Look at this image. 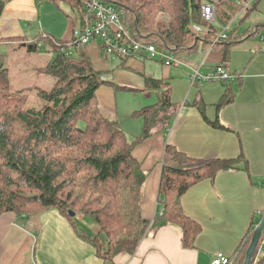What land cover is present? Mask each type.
<instances>
[{
  "label": "trees",
  "instance_id": "16d2710c",
  "mask_svg": "<svg viewBox=\"0 0 264 264\" xmlns=\"http://www.w3.org/2000/svg\"><path fill=\"white\" fill-rule=\"evenodd\" d=\"M9 1L0 0V14ZM65 1L73 9L66 15L75 32L87 14L85 1ZM104 1L122 11V20L135 38L173 50L180 57L214 42L221 25L231 21L239 8L226 1L224 15L218 14V23H210L202 18L201 7L215 5V0ZM33 28L39 30L34 40L25 36L14 45L34 52L49 51V62L35 70L51 74L55 80L51 89L35 84L13 89L9 68L0 64V215L8 211L36 215L50 208L72 218L70 210L81 213L96 228L95 235H81L108 264H117L120 253L133 254L145 236L167 224L180 226L184 246H194L202 226L184 212L182 196L196 181L235 167L237 160L199 159L167 143L159 187L161 210L153 219L146 218L142 202L148 172L134 148L151 134L161 112L171 106L170 86L162 91L158 104L134 113L144 119V126L142 134L130 140L119 123L103 113L97 90L105 81L82 48L75 45L70 49L74 37L62 38L35 25ZM238 41L229 32L226 39L216 42L214 47H221L225 65ZM162 84L159 79L148 81L153 89ZM230 84L223 102L232 97ZM33 92L45 101L42 107L29 102ZM210 122L222 126L218 120ZM27 206L32 210H25ZM253 232L232 264H243ZM261 252L264 234L254 260ZM258 264H264V254Z\"/></svg>",
  "mask_w": 264,
  "mask_h": 264
},
{
  "label": "crops",
  "instance_id": "0c3cea01",
  "mask_svg": "<svg viewBox=\"0 0 264 264\" xmlns=\"http://www.w3.org/2000/svg\"><path fill=\"white\" fill-rule=\"evenodd\" d=\"M226 1H214L217 16L224 15ZM231 1L239 7L238 12L223 25L230 26L229 32L233 30L239 41L226 66L238 76L231 81L232 97L226 102L222 99L229 84L194 82L192 78L193 69L202 62L204 73L224 62L221 47L212 49V43L198 47L193 61L180 57L181 64L105 55L99 39L80 46L105 81L97 90L103 113L117 121L130 140L142 134L144 126V119L134 113L158 104L162 91L170 86L171 106L161 112L151 134L134 148L149 176L142 203L145 216L153 219L161 210L159 187L167 143L199 159L237 160L235 167L196 181L182 196L184 212L202 226L194 246H184L180 226L167 224L145 236L133 254H118L117 264H213L218 254L235 262L240 246L264 216V0ZM245 2L247 7H243ZM50 12L43 0L7 2L0 14V46L17 44L29 36L34 25L58 37H73L66 20ZM245 22L249 27L241 28ZM150 78L165 84L150 88ZM119 91L135 93L137 101L119 104ZM213 120L222 126L213 125ZM59 213L62 216L58 214L52 222L64 225L66 216ZM32 218L16 211L0 215V264H108L78 228H34ZM41 236L42 253L37 258Z\"/></svg>",
  "mask_w": 264,
  "mask_h": 264
},
{
  "label": "built area",
  "instance_id": "2783aa9c",
  "mask_svg": "<svg viewBox=\"0 0 264 264\" xmlns=\"http://www.w3.org/2000/svg\"><path fill=\"white\" fill-rule=\"evenodd\" d=\"M87 14L80 19V28L74 34V42H71L70 49L83 46L88 42L99 39L105 55H122L150 57L163 60L166 64H181L182 60L170 50L160 49L153 43H147L135 38L122 20V11L116 6L104 0H84ZM245 2L243 7H247ZM202 18L210 23L217 22V7L213 3L203 4L201 7ZM197 30H202L199 25ZM230 26L221 25V30L211 44L213 49L216 42L226 39ZM211 49H209L210 51ZM204 62L198 68L193 69V81H217L229 84L237 74L220 63L207 73L201 71ZM213 264H232V259L225 254H218L213 259Z\"/></svg>",
  "mask_w": 264,
  "mask_h": 264
},
{
  "label": "rangeland",
  "instance_id": "374dc122",
  "mask_svg": "<svg viewBox=\"0 0 264 264\" xmlns=\"http://www.w3.org/2000/svg\"><path fill=\"white\" fill-rule=\"evenodd\" d=\"M46 2L51 8L50 14L58 13L64 18V20H66L64 22L66 23V26L67 25L69 26L68 28V31H69L70 22L68 23L66 14H70L71 11H73L69 3L66 2L65 0H59L58 2L49 0ZM237 19L241 20L242 18H237ZM245 27L247 28L249 27L248 22H245L244 24L241 25V28H245ZM38 31L39 30L37 28H33V31L30 32L29 34L30 39H32L33 36ZM69 36L70 35H67L66 37L68 38ZM66 37H63V38H66ZM3 45L4 47L0 46V53L5 52V54H1L2 57L0 59V64L9 68L10 78H11V87L13 89L26 88L33 84L39 85L45 89H51V87L54 85V80H55L54 77L51 74L38 73L35 70L36 67L45 66L49 62L50 57H51V54L49 53V51H46L45 49L38 50L37 52L29 51L26 47L22 46L21 44H18L17 48H16V45H13L12 43L11 44L3 43ZM165 50L170 51V49H167V48ZM194 54L198 55L197 53H193L191 56L187 54L185 58L187 60L193 61L194 58L196 57V55ZM178 57L180 58V56ZM172 67H174V65ZM179 67L185 68L184 65H180ZM172 69H175V68H172ZM185 70L188 71L187 66ZM117 94H118L117 101L119 102V104H123V103L132 104L137 101V95L133 92L119 91L117 92ZM29 102L33 106H36V107H42L43 103H45V101L44 100L42 101L41 98L37 94H35V92H33V94L31 95ZM122 110H121L120 115H124L122 114L124 113L122 112ZM144 199H145V196L143 198V201ZM25 210H32V207L27 206ZM59 212L60 211L57 208H50V209H46L42 211L39 214L37 213L36 215H32L34 217L32 218L34 228H78L79 230H81L82 232H85L88 235H95L96 228H95L93 221L85 217L81 213H77L75 216H73V218L65 215L68 218L67 219L65 217V222H64L65 227L64 225H59V223L57 222H52L55 216L57 217L59 215L62 216ZM145 217L149 218L147 216ZM42 238L43 237L41 236L40 241H39L37 258H39L40 254L42 253V249H41V246L43 243ZM263 254L264 252H261L260 254L258 253L255 260L253 261V264H258L259 259L262 258ZM76 259L78 260V258Z\"/></svg>",
  "mask_w": 264,
  "mask_h": 264
},
{
  "label": "water",
  "instance_id": "95a60500",
  "mask_svg": "<svg viewBox=\"0 0 264 264\" xmlns=\"http://www.w3.org/2000/svg\"><path fill=\"white\" fill-rule=\"evenodd\" d=\"M69 213L72 216H75L76 214V212L73 210H70ZM263 234H264V216L262 217L261 221L256 225L254 229L250 244L246 251V256L243 264H253L254 256Z\"/></svg>",
  "mask_w": 264,
  "mask_h": 264
}]
</instances>
